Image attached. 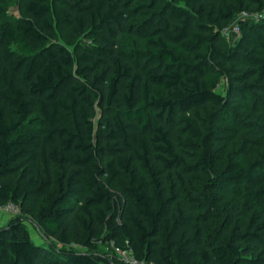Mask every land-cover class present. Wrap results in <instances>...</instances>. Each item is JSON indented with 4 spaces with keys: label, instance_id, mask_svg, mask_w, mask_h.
<instances>
[{
    "label": "trees",
    "instance_id": "1",
    "mask_svg": "<svg viewBox=\"0 0 264 264\" xmlns=\"http://www.w3.org/2000/svg\"><path fill=\"white\" fill-rule=\"evenodd\" d=\"M262 9L24 0L10 20L0 7V202L21 209L0 227V264H120L111 239L155 264H264V21L240 20L233 44L221 33ZM232 127L249 152L229 162L215 145Z\"/></svg>",
    "mask_w": 264,
    "mask_h": 264
},
{
    "label": "rangeland",
    "instance_id": "2",
    "mask_svg": "<svg viewBox=\"0 0 264 264\" xmlns=\"http://www.w3.org/2000/svg\"><path fill=\"white\" fill-rule=\"evenodd\" d=\"M23 1L24 0H0V7L4 9V17L9 18L10 20H13L14 18L18 17L21 14V3ZM58 31H59V35L63 39L72 41L71 38L68 36V33L66 32L64 26H59ZM238 38L239 37L234 34H230L226 36V39L231 44L236 42ZM133 40L134 39H132V37H126V36L121 37V42L125 48H130L131 46H133ZM137 43L140 49L144 48V44L140 40H136V45ZM136 60H138L141 64L145 61L142 55H139V57H137ZM224 86H225V81L223 79H220V83L217 87V90L218 91L223 90ZM69 118L70 116L66 111H61L58 120L61 124L69 125L70 124ZM241 132H242L241 129L232 127L231 129H229V131H227V133H225V136H227V138L224 140H219V142L215 145V148L219 149L217 150L218 153L222 152L224 154V159L229 162H234L241 157L246 158L247 153L249 152L248 149H246L245 145L244 146L242 145L243 141L240 140ZM109 190L117 202L116 207L118 209L119 206L118 203L121 202L124 198V193L122 191V188L119 184H115ZM12 217H14V215H10L7 213H0V218L4 219L5 222ZM26 225L29 230L31 238L36 243H40L41 242L40 239H37V237L40 236L39 227H37L34 222H30L28 220L26 221ZM75 236H77L76 230L72 229V232L70 233V237L74 238ZM72 245H74L77 248H80V246L75 240L72 242Z\"/></svg>",
    "mask_w": 264,
    "mask_h": 264
},
{
    "label": "built area",
    "instance_id": "3",
    "mask_svg": "<svg viewBox=\"0 0 264 264\" xmlns=\"http://www.w3.org/2000/svg\"><path fill=\"white\" fill-rule=\"evenodd\" d=\"M263 20L264 21V9L257 13L241 12L230 23L225 25L221 29V33L224 36L234 34L238 37L241 35L240 20ZM0 213H7L17 216L21 213V209L18 203L14 201L0 202ZM107 247L112 250V255L118 260L120 264H155L151 261L136 258L131 248L126 246H120L114 242V240L107 241Z\"/></svg>",
    "mask_w": 264,
    "mask_h": 264
},
{
    "label": "crops",
    "instance_id": "4",
    "mask_svg": "<svg viewBox=\"0 0 264 264\" xmlns=\"http://www.w3.org/2000/svg\"><path fill=\"white\" fill-rule=\"evenodd\" d=\"M7 222H8V221L5 222L4 219L0 218V227L5 226V225L7 224ZM37 239H40V241H41L40 236H38Z\"/></svg>",
    "mask_w": 264,
    "mask_h": 264
}]
</instances>
